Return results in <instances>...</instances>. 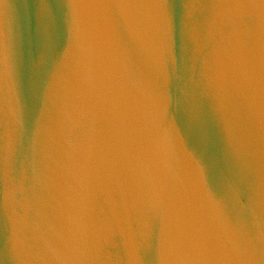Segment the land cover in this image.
Returning a JSON list of instances; mask_svg holds the SVG:
<instances>
[{"label": "water", "instance_id": "95a60500", "mask_svg": "<svg viewBox=\"0 0 264 264\" xmlns=\"http://www.w3.org/2000/svg\"><path fill=\"white\" fill-rule=\"evenodd\" d=\"M165 6L0 0V264H264V3Z\"/></svg>", "mask_w": 264, "mask_h": 264}, {"label": "snow or ice", "instance_id": "6c2138e0", "mask_svg": "<svg viewBox=\"0 0 264 264\" xmlns=\"http://www.w3.org/2000/svg\"><path fill=\"white\" fill-rule=\"evenodd\" d=\"M184 0H164L165 7L158 9V13L162 14L167 17L168 19V27L169 32L172 35L173 29H174V18H175V8L177 4H182ZM242 3H247L248 0H241ZM262 3H264V0H261ZM262 14H264V9H261ZM191 23V18L186 16L183 11L181 10L180 17L178 20V25L181 30V33L184 31V29L187 28V26ZM3 29V21L2 18H0V32H2ZM241 57L247 59V61L251 62V57L253 56V52L251 49L248 48L246 44H244L240 51ZM8 59L10 67L12 65V53L11 49L8 50ZM5 61V48L3 45V40L0 39V70L3 69ZM182 211V208L177 210L178 215ZM193 243V230L189 225L186 223L179 222L177 223L176 228V246L177 250L181 254H186ZM195 243L197 246L206 254H211L216 251L215 246L212 244L210 239L207 237L206 234L197 232L196 233V239Z\"/></svg>", "mask_w": 264, "mask_h": 264}]
</instances>
